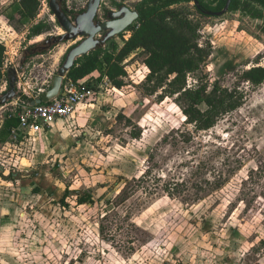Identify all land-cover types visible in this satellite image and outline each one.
<instances>
[{
  "label": "rangeland",
  "instance_id": "374dc122",
  "mask_svg": "<svg viewBox=\"0 0 264 264\" xmlns=\"http://www.w3.org/2000/svg\"><path fill=\"white\" fill-rule=\"evenodd\" d=\"M88 1L66 4L78 10ZM117 1L101 0L100 12ZM179 6L190 11L209 51L188 85L201 78L239 87L243 104L212 128L196 130L177 96L146 92V52L136 50L123 63L124 86L100 89L88 101L97 106L82 118L74 114L49 134L0 140V264H264V82L241 78L264 66V6L251 2L220 17L200 13L193 2ZM17 8L0 0L2 72L8 78L25 51H34L18 74L16 97L0 106V130L19 94L37 99L48 90L79 41L43 48L64 33L48 0L34 21L23 22ZM38 22L46 31L33 36ZM8 89L4 79L0 95ZM67 189L79 193L61 201ZM78 194L94 202L80 204Z\"/></svg>",
  "mask_w": 264,
  "mask_h": 264
},
{
  "label": "trees",
  "instance_id": "16d2710c",
  "mask_svg": "<svg viewBox=\"0 0 264 264\" xmlns=\"http://www.w3.org/2000/svg\"><path fill=\"white\" fill-rule=\"evenodd\" d=\"M192 1H139L136 5L139 26L134 24L128 31V36L124 33L119 35L124 40L123 45L120 46L113 41L115 39H112L108 42L109 47H100L79 57L65 81L77 82L99 70L101 75L96 84L90 83L92 88L98 90L99 83L104 77H108L113 86L120 89L125 84L124 77L127 74L123 65L124 60L136 50H143L146 52L144 63L149 68L144 80L146 92L155 94L162 91L160 95L162 99L166 96H177V102L189 124L194 125L199 131L212 128L222 116L243 104L245 94L239 87L231 89L219 82L211 84L201 78H198L195 86L188 85V76L202 71L209 56V51L200 45L199 28L190 18V11L179 6L183 2ZM199 1L204 10L211 11L222 10L227 2V0H212L216 6L211 7L205 0ZM14 2L18 3L16 11L23 22L34 21L43 5V0H14ZM251 2L264 6V0H245L244 3L241 0H232L230 9L235 10L240 6L249 8ZM196 9L205 14L197 7ZM30 31L31 35L39 36L46 31V25L43 22L35 23ZM5 54L6 45L0 43V83L4 79L8 80L7 74L1 70L4 66ZM241 78L253 85L263 83L264 66L255 65L244 70ZM20 96L21 105L36 100L25 93H21ZM203 104L206 105L205 109L201 108ZM19 124L17 116L7 114L0 130V140L6 141L9 136L11 137V129ZM0 176H4L1 170ZM11 176V179H16L13 174ZM72 193L79 191L67 189L61 201ZM77 200L80 204L94 202L91 194H78Z\"/></svg>",
  "mask_w": 264,
  "mask_h": 264
},
{
  "label": "water",
  "instance_id": "95a60500",
  "mask_svg": "<svg viewBox=\"0 0 264 264\" xmlns=\"http://www.w3.org/2000/svg\"><path fill=\"white\" fill-rule=\"evenodd\" d=\"M63 0H49V6L52 13L55 15L56 20L64 29V33L58 36H50L45 40V46L57 45L61 42L80 39L73 45L66 53L65 58L55 76L53 77L50 88L40 94V98L36 99L34 103L49 102L58 97L60 94H65L63 85L70 70L74 66L76 60L91 51L100 47H105L108 41L118 37L120 33L134 20H138L139 13L135 9H130L128 6L123 5L118 12L112 11L109 13L110 21L99 23L95 22V17L101 4V0H89L86 9L76 15L74 19L68 15L64 9ZM193 4L205 14L210 16H222L229 9L232 0H227L225 7L220 11L204 10L199 0H193ZM102 31H106L102 38L97 37ZM27 51V50H26ZM25 51V56L22 57L19 68H13L8 73L9 89L0 95V106L10 102L17 95L16 86L18 83V74L22 71L26 62L28 54ZM20 95V94H19Z\"/></svg>",
  "mask_w": 264,
  "mask_h": 264
},
{
  "label": "built area",
  "instance_id": "2783aa9c",
  "mask_svg": "<svg viewBox=\"0 0 264 264\" xmlns=\"http://www.w3.org/2000/svg\"><path fill=\"white\" fill-rule=\"evenodd\" d=\"M135 25L137 27L139 26L138 21L135 22ZM126 60L127 58L124 62ZM146 70V72H149L147 66ZM147 74H144L143 79L146 78ZM110 84L111 81L109 78L104 77L98 85L99 89L96 90L88 85L87 82H82V80L77 82L67 80L64 82L62 90L65 94H60L49 102L22 105L20 101L17 102V107L11 114L19 118L20 124L11 129V138L17 140L20 136L22 137L28 134L34 136L42 132L50 131L57 121L71 118L80 103L92 100L100 93V89Z\"/></svg>",
  "mask_w": 264,
  "mask_h": 264
},
{
  "label": "flooded vegetation",
  "instance_id": "af4514ba",
  "mask_svg": "<svg viewBox=\"0 0 264 264\" xmlns=\"http://www.w3.org/2000/svg\"><path fill=\"white\" fill-rule=\"evenodd\" d=\"M89 2V1H88ZM62 4H63V7H64V9L67 11V13H68V15L71 17V19H74V17L76 16V15H78V14H80V13H82L85 9H86V7H87V4L83 7V8H81V9H75V10H73V9H70L68 6H67V4H66V0H63V2H62ZM116 4H117V7L116 8H112V9H109V10H104V11H102V12H100V7H101V4H100V7H99V9H98V12H97V14H96V17H95V22L97 23V22H99L100 24L101 23H104V22H108V21H110L111 20V18H110V16H109V13L110 12H112V11H115V12H118L119 10H120V7L121 6H123V5H126V0H119V1H117L116 2ZM127 6V5H126ZM129 7V6H128ZM130 8V7H129ZM130 9H135L136 11H137V8H136V6L135 7H133V8H130ZM137 20H134V21H132L121 33H124V34H127L128 33V31H130V29H131V27L135 24V22H136ZM105 33H106V31H102V32H100L99 34H97V37H99V38H102L104 35H105ZM120 33V34H121ZM119 37V36H118ZM80 39H83L82 37L81 38H79V40ZM109 42V41H108ZM107 42V43H108ZM107 45V44H106ZM37 47H40L39 45L37 46ZM34 51V49H27V51H26V53L29 55L30 53H32Z\"/></svg>",
  "mask_w": 264,
  "mask_h": 264
},
{
  "label": "crops",
  "instance_id": "0c3cea01",
  "mask_svg": "<svg viewBox=\"0 0 264 264\" xmlns=\"http://www.w3.org/2000/svg\"><path fill=\"white\" fill-rule=\"evenodd\" d=\"M101 75V72L99 70H96L94 72H92L90 75L86 76L85 78L81 79L82 82H87V84L92 85L93 84H96V82L99 80V77ZM94 106H97V103H88V102H82L78 105L77 107V110H76V113L75 115L78 116V118H82L83 116H85L87 114V111L91 108V107H94ZM90 113V112H89ZM91 114V113H90ZM89 114V115H90ZM74 115V116H75ZM90 117H88L89 119ZM85 118H83L84 120ZM63 120H59L56 122V124L54 125V128H57V130H61L62 127L60 126L61 125V122ZM3 125V124H2ZM47 133L46 134H49L50 131H46ZM44 133V132H42ZM25 136H23L24 138ZM21 138V136H20ZM21 140V139H20Z\"/></svg>",
  "mask_w": 264,
  "mask_h": 264
}]
</instances>
